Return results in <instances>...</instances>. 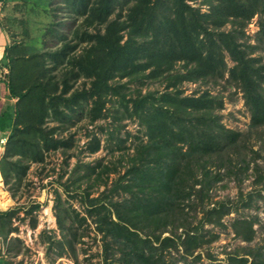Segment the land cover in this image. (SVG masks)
Masks as SVG:
<instances>
[{"label":"trees","instance_id":"1","mask_svg":"<svg viewBox=\"0 0 264 264\" xmlns=\"http://www.w3.org/2000/svg\"><path fill=\"white\" fill-rule=\"evenodd\" d=\"M64 1L70 13L84 17V28L73 31V38L57 32L61 39L58 47L30 54L24 43L6 47L3 64L8 71L2 79L9 97L17 102L0 112V130L8 133L1 173L6 181L13 177L20 181L30 161L41 162L46 151L62 148L66 152L72 146L73 136H59L57 131L66 130L83 113L91 123L106 117L107 104L119 102L125 113L139 120L147 138L138 136L123 176L126 180L114 181L111 195L90 197L89 191L81 192L87 199L88 214L96 217L97 231L106 239L110 255L106 252L104 264H178L167 263L154 252L146 255L145 248L157 249L151 237L160 239L156 231H164L183 214L191 189L195 183L201 184L196 176L199 169L204 173V188L219 179L207 168L206 158L220 156L242 137L220 122L216 111L223 105L222 96L208 89L186 95L181 86L185 81L217 84L225 75V49L235 61L230 78L243 85L252 112L251 127L264 126V60L256 55L264 50V0H199V6L189 0ZM255 14L260 29L252 44L243 37ZM181 60L182 68L176 67ZM82 78L85 81L76 85ZM147 79H160L164 89L143 92L141 85ZM133 82L140 86L131 88ZM85 104L88 108L84 109ZM50 121L57 124L51 126ZM99 147L100 138L95 135L86 149L95 152ZM107 170L104 182L111 173V168ZM120 189L129 193L122 201L112 195ZM226 204L207 210L204 221L219 223L230 211ZM56 208L64 229L65 210L60 203ZM17 211L0 210V234L13 230L11 219ZM233 226L244 240L255 237L253 220L240 219ZM146 228L149 232L143 237ZM187 230L186 243L192 252L203 235ZM77 231L75 228V238H79ZM170 245H175V240L167 236L160 248ZM109 249L123 256L112 258ZM230 257L236 264H264L261 250L230 253ZM10 263L0 255V264Z\"/></svg>","mask_w":264,"mask_h":264},{"label":"rangeland","instance_id":"2","mask_svg":"<svg viewBox=\"0 0 264 264\" xmlns=\"http://www.w3.org/2000/svg\"><path fill=\"white\" fill-rule=\"evenodd\" d=\"M189 2L194 6L200 5L199 0ZM36 7L22 0L18 4H11L8 14L11 44L24 43L28 54L58 47L61 39L57 32L71 39L73 31L84 28V17L70 13L64 0H42L40 6ZM206 9L202 7L203 11ZM37 10L39 16H36ZM226 28L230 29L231 24ZM259 29V16L255 14L246 26V37L243 39L255 44ZM223 54L226 61L223 67L225 75L217 84L212 81H185L181 89L186 95H199L208 89L212 94L222 96L223 105L216 111L220 122L227 129L242 134V137L220 156L213 154L205 157L207 168L216 173L219 179L206 189L202 184L204 173L199 169L196 176L201 184L195 183L191 189L192 194L184 202L183 214L164 231H156L157 235H161L160 239L151 237V244L157 249L151 251L146 247L145 254L154 252L155 257L161 255L167 263L236 264L230 253L242 254L254 249L264 254V126L251 127L252 112L243 85L236 78H230V69L235 61L227 50L224 49ZM256 55L263 56L264 60V50H259ZM183 63L181 60L175 65L182 68ZM82 81L85 78L76 85ZM139 86V83H131V88ZM164 86L160 79H147L141 88L147 92L163 90ZM5 102L15 105L17 98L11 101L6 98ZM107 106L106 117L91 123L86 119L87 113H83L66 130L57 131L59 136H73L72 146L66 152L62 148L46 151L41 162L30 161L28 169L20 174V181H16L15 177L6 181L0 170V210H18L11 219L13 230L9 234H0V255L9 259L10 264H104L108 252L106 239L97 231L94 222L96 217L88 214L87 199L81 192L89 191L90 197L111 195L114 181L121 178L126 180L123 176L131 164L130 157L135 153L138 136L147 138L139 120L125 113L119 102L111 101ZM85 108H88L87 104ZM49 124L53 126L57 122L50 121ZM95 135L100 138V147L90 152L86 147ZM7 138L8 134L0 139V159L5 153ZM23 163H27L26 160ZM107 167L109 170L111 168V173L106 178L107 182H104ZM99 172H102V178L98 176ZM112 195L115 200L122 201L129 193L120 189L119 193L113 192ZM221 202H226L230 211L222 215L219 223L204 221L206 211ZM57 203L65 210L64 229L60 227ZM32 207L34 209L28 213ZM240 219L254 221L256 232L252 241L236 234L233 224ZM198 226H201L200 231H197ZM75 228L78 229L79 238H75ZM187 229L192 230L190 234L203 235L192 246V252L188 251L186 243ZM145 231L141 233L143 237L149 229ZM167 236L173 237L175 245L162 250L161 240ZM110 252L112 258L117 260L123 256L120 251ZM249 259L251 261V257Z\"/></svg>","mask_w":264,"mask_h":264},{"label":"crops","instance_id":"3","mask_svg":"<svg viewBox=\"0 0 264 264\" xmlns=\"http://www.w3.org/2000/svg\"><path fill=\"white\" fill-rule=\"evenodd\" d=\"M24 1L31 2L35 4L37 7H39L40 1L42 0H24ZM20 2H22V0H0V112L7 105L11 104L10 102H7V103L5 102L6 98L8 101H11L12 99H14V98L9 97V89L3 82L2 74L5 72L6 69L8 70V67L3 64V61H4L6 47L10 45L12 42L9 36L10 26H7V21L9 19L8 14L11 11L10 5L11 4L15 5ZM38 12L39 11L37 10L36 16H39ZM6 134H8L7 131L0 130V139L4 137Z\"/></svg>","mask_w":264,"mask_h":264},{"label":"built area","instance_id":"4","mask_svg":"<svg viewBox=\"0 0 264 264\" xmlns=\"http://www.w3.org/2000/svg\"><path fill=\"white\" fill-rule=\"evenodd\" d=\"M7 71H8V70L6 69V70H5V73H6ZM4 141H5V140H4Z\"/></svg>","mask_w":264,"mask_h":264}]
</instances>
